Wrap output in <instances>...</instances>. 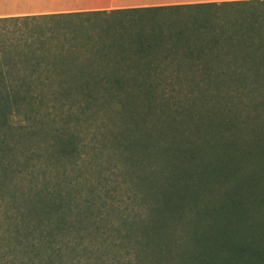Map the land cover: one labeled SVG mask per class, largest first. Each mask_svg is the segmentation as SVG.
Returning a JSON list of instances; mask_svg holds the SVG:
<instances>
[{
    "label": "trees",
    "instance_id": "16d2710c",
    "mask_svg": "<svg viewBox=\"0 0 264 264\" xmlns=\"http://www.w3.org/2000/svg\"><path fill=\"white\" fill-rule=\"evenodd\" d=\"M236 2L256 12L240 36L241 68L232 70L230 84L252 90L264 79V0ZM102 12L113 11L18 19ZM25 32L17 37V90L2 94L4 105L25 115L17 136L13 131L18 154L0 163V264H264V134L244 144L232 132L184 149L168 137L161 147L168 130L159 121L154 130L126 124L117 135L105 129L84 142L95 134L92 122L105 127L126 111L132 89L121 77L81 68L61 28ZM33 39L39 45L25 50ZM216 78L208 84L214 91ZM135 87L144 92L142 83ZM218 143L233 154H216ZM252 147L259 154H249Z\"/></svg>",
    "mask_w": 264,
    "mask_h": 264
},
{
    "label": "rangeland",
    "instance_id": "374dc122",
    "mask_svg": "<svg viewBox=\"0 0 264 264\" xmlns=\"http://www.w3.org/2000/svg\"><path fill=\"white\" fill-rule=\"evenodd\" d=\"M255 12L253 6L239 2H218L89 13L62 17L59 21L0 20V55L3 42L6 51L3 92L5 98H11L17 90L13 80L17 73L14 62L19 31L26 28L29 37L45 33L49 26L59 27L71 39L69 43L74 47V57L82 62L81 68L87 72L95 70L98 77L105 74L110 80L121 77L132 89L131 102H125L126 111L120 117L113 115L115 120L105 127L100 121L92 122L95 134L87 136L84 142L102 138L105 129L117 135L126 124L154 130L160 121L168 130V136L159 137L161 147L168 137L173 145L184 149L192 142L219 139L232 132L245 144L244 140L264 134V79L260 78L262 86L249 90L236 88L230 84L234 79L229 77L232 70L241 68L240 36L250 30ZM32 42L33 47L39 45L33 39L23 45L24 49L30 50ZM213 77L220 83L215 91L214 85L208 86ZM136 82L143 84L144 92H136ZM110 99L114 104L118 101ZM97 104L101 105V101ZM133 111L136 119H131ZM24 115L23 110L10 107L6 100L4 105L0 95V163L4 164L5 154H18L20 143L15 142L13 131L17 136ZM55 115L57 124H62L63 111L58 110ZM9 127L11 137L6 135ZM34 138L35 142L48 141L44 136ZM260 147L264 152V143ZM211 148L216 154H233L221 143ZM251 150L249 154H259V147ZM203 154L207 157L205 154L209 153ZM223 196L219 193L216 200L221 202Z\"/></svg>",
    "mask_w": 264,
    "mask_h": 264
},
{
    "label": "crops",
    "instance_id": "0c3cea01",
    "mask_svg": "<svg viewBox=\"0 0 264 264\" xmlns=\"http://www.w3.org/2000/svg\"><path fill=\"white\" fill-rule=\"evenodd\" d=\"M242 0H0V20L26 16L197 6ZM0 95L5 73L4 42L0 55Z\"/></svg>",
    "mask_w": 264,
    "mask_h": 264
}]
</instances>
